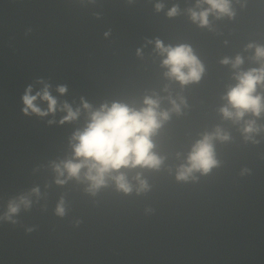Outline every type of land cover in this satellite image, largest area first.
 Here are the masks:
<instances>
[{"label":"water","instance_id":"1","mask_svg":"<svg viewBox=\"0 0 264 264\" xmlns=\"http://www.w3.org/2000/svg\"><path fill=\"white\" fill-rule=\"evenodd\" d=\"M208 7L204 0H0V264H264V110L240 119L221 111L235 112L227 93L237 74L264 66L256 56L264 0H230L232 15L213 11L207 25L193 21L190 10ZM157 40L189 46L203 65L200 79L181 84L166 75ZM237 56L243 62L233 67ZM46 85L56 110L37 97L46 114L25 113L28 87L36 95ZM255 94L264 102V83ZM145 97L168 112L151 136L158 167H122L99 187L86 179L87 166L79 178L60 175L57 165L81 159L73 136L92 112L113 102L138 110ZM65 104L78 110L75 119L64 120ZM249 122L253 131L245 132ZM217 130L227 136L213 135L217 163L179 179L193 145ZM119 173L131 191L118 187Z\"/></svg>","mask_w":264,"mask_h":264},{"label":"clouds","instance_id":"2","mask_svg":"<svg viewBox=\"0 0 264 264\" xmlns=\"http://www.w3.org/2000/svg\"><path fill=\"white\" fill-rule=\"evenodd\" d=\"M199 2L200 0H198ZM204 3H207L209 7L199 12L190 10L193 21H198L201 25L208 24L209 12L215 11L220 14L232 15L230 0H204ZM160 7L162 5L158 4L157 9L159 10ZM176 12L177 8L174 6L168 14L175 15ZM156 44L162 51L167 52V56L163 60V64L169 69L166 75L174 77L181 84L200 79L204 70L203 65L189 46L179 45L164 48L159 40ZM256 56L258 58L264 57V47L256 48ZM222 62L228 63L229 61L225 58ZM242 62V58L237 56L233 67L240 65ZM236 79L238 83L227 93L228 103L235 109V112L225 106L221 109L224 116L229 118L234 116L236 119H240L247 111L259 115L261 110H264V102H262V97L259 94L254 95V93L257 85L264 83V66L239 73ZM58 90L63 93L66 88L60 86ZM31 91V86H29L23 96L25 105L23 111L25 113H28L31 109L32 112L40 115L46 114L34 103L37 97L48 102L47 111L54 112L56 110L57 100L49 93L47 85L42 92H37L36 95H31ZM144 104L145 107L137 110L126 104L113 102L110 107L105 104L100 109L92 112L87 127L83 131L76 132L73 136V139L78 141L73 145L74 155L81 159L64 162L63 170L57 165V171L60 175H63L64 170H66L69 177L79 178L81 169L87 166L86 179L91 181L92 187H99L105 184L106 174L122 167H158L161 158L152 151L154 145L151 136L160 127L162 121L168 119V112L158 111L159 101L152 97H145ZM172 104L178 109L179 106L174 100ZM84 106L89 107L87 103ZM64 107L67 109L64 120L77 117L78 110L73 111L67 104ZM244 131H253V122H249ZM213 135L227 138L226 134L221 135L219 130L215 134H205L201 140L193 145L187 158L188 164L182 165L181 170L178 172L179 179H186L188 174L195 169L207 172L217 163L211 142ZM137 178L139 179V175ZM113 179L116 180L120 189L125 192L131 191V185L123 173H119ZM57 182L63 183L62 180ZM140 183L142 187L147 186L144 181H140ZM34 191L36 190L34 189ZM21 201L25 205L28 204V201L23 197H21ZM18 208L19 205L16 203L9 204L10 213H16ZM57 212L63 214L62 203L58 205Z\"/></svg>","mask_w":264,"mask_h":264}]
</instances>
